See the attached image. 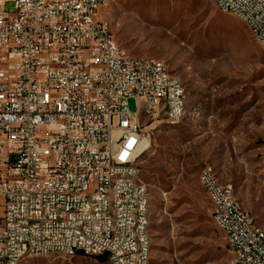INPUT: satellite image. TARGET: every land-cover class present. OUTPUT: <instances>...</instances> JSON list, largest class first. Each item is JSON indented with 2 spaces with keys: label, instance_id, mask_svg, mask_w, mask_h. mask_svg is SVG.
I'll list each match as a JSON object with an SVG mask.
<instances>
[{
  "label": "built area",
  "instance_id": "obj_1",
  "mask_svg": "<svg viewBox=\"0 0 264 264\" xmlns=\"http://www.w3.org/2000/svg\"><path fill=\"white\" fill-rule=\"evenodd\" d=\"M212 1L250 24L264 49V0ZM98 6L0 0V264L33 251L151 264L150 193L132 182L149 140L141 115L173 119L187 95L161 65L127 55L98 20ZM120 170L127 180H118ZM202 171L229 264H264V231L255 217L231 184L217 183L210 165ZM77 210L88 222L77 220ZM93 215H105L104 224L93 223ZM142 221H149L146 234H138Z\"/></svg>",
  "mask_w": 264,
  "mask_h": 264
},
{
  "label": "rangeland",
  "instance_id": "obj_2",
  "mask_svg": "<svg viewBox=\"0 0 264 264\" xmlns=\"http://www.w3.org/2000/svg\"><path fill=\"white\" fill-rule=\"evenodd\" d=\"M6 9L13 12V3ZM98 17L127 55L164 62L187 95L179 123L164 112L141 115L149 133L141 178L151 196V264H229L200 174L213 167L264 228V49L212 0H107ZM128 105L135 111V98ZM20 264L107 262L51 254Z\"/></svg>",
  "mask_w": 264,
  "mask_h": 264
},
{
  "label": "bare ground",
  "instance_id": "obj_3",
  "mask_svg": "<svg viewBox=\"0 0 264 264\" xmlns=\"http://www.w3.org/2000/svg\"><path fill=\"white\" fill-rule=\"evenodd\" d=\"M106 2L107 0H97L98 5H100L98 6V14H99L101 7L105 5ZM234 16L243 21V18L241 16L239 15H234ZM98 20L105 21L106 25L111 27L110 24L106 20H103L99 17H98ZM247 26L249 27L251 31V25L247 24ZM252 35L255 38V40L260 44V41L256 38V33H252ZM142 58H143V64H150L151 61L156 62L158 65H161L162 70H164L165 72L169 74H172L169 72L166 65L161 60L151 58V57H142ZM172 76L174 78L175 86H183L182 81L177 75L172 74ZM185 114H186V98H183V100L179 104V108H177L173 112V119H166V120L173 124L174 122H181ZM144 145L145 147L148 148L149 140H145ZM211 169L213 171V178L217 179V183L224 184L219 180L217 173L215 172L213 167H211ZM141 177H142V173L132 174V182L136 183V189H143V184L145 183L142 181ZM118 180H127V170H120V172H118ZM200 182L201 184H204L203 171H201V174H200ZM150 201H151L150 194H145V197H144L145 206H150ZM105 202H112V195H105ZM65 210H72V203H65ZM77 220L79 222H88V215H86V212L84 210H77ZM104 222H105V215H93V223L104 224ZM259 228H260V231H264V228H261V227ZM146 229H149V221H142L141 225H138V234H146ZM151 252H152V248H150V259H151ZM58 254L65 255V252H58ZM29 256H32V255L21 254V256H16L15 263H12V264H20ZM33 256H46V255H40V251H33Z\"/></svg>",
  "mask_w": 264,
  "mask_h": 264
},
{
  "label": "trees",
  "instance_id": "obj_4",
  "mask_svg": "<svg viewBox=\"0 0 264 264\" xmlns=\"http://www.w3.org/2000/svg\"><path fill=\"white\" fill-rule=\"evenodd\" d=\"M100 259H101L102 261H106V258H105V257H100Z\"/></svg>",
  "mask_w": 264,
  "mask_h": 264
}]
</instances>
